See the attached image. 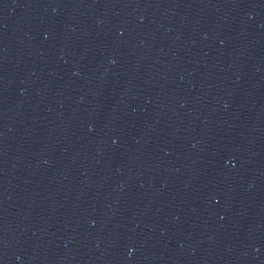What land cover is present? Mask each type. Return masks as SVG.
I'll list each match as a JSON object with an SVG mask.
<instances>
[{"label": "water", "instance_id": "water-1", "mask_svg": "<svg viewBox=\"0 0 264 264\" xmlns=\"http://www.w3.org/2000/svg\"><path fill=\"white\" fill-rule=\"evenodd\" d=\"M0 264H264V0H0Z\"/></svg>", "mask_w": 264, "mask_h": 264}]
</instances>
